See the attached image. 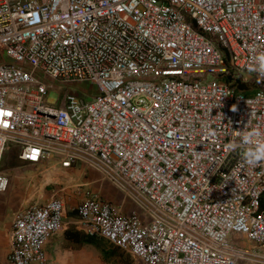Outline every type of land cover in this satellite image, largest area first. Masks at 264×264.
<instances>
[{"label":"built area","instance_id":"obj_1","mask_svg":"<svg viewBox=\"0 0 264 264\" xmlns=\"http://www.w3.org/2000/svg\"><path fill=\"white\" fill-rule=\"evenodd\" d=\"M2 53L0 162L85 163L141 209L88 191L78 230L141 264H264V162L244 159L264 142V0H0ZM67 212L58 193L18 211L10 263L51 264Z\"/></svg>","mask_w":264,"mask_h":264},{"label":"rangeland","instance_id":"obj_2","mask_svg":"<svg viewBox=\"0 0 264 264\" xmlns=\"http://www.w3.org/2000/svg\"><path fill=\"white\" fill-rule=\"evenodd\" d=\"M2 58L5 59L3 53L0 54V59ZM244 78L247 81H254L247 74L244 75ZM49 82L52 84V87L55 86L54 82L50 79ZM89 87L88 84L83 83L76 86L75 90L79 93L87 92ZM61 89L50 90L46 95V102L58 106L60 98L64 93ZM42 170L29 162L21 160L19 158V149L14 145H10L4 152L0 162V172L9 177L10 187L6 192H0V202L6 203L9 199H14L16 202L15 198H18L23 188H25L26 198L20 196L18 200H24V208L30 202L29 200L43 201L55 193L64 194L70 208H74L83 199L84 194L91 191L115 203L123 204L126 212L133 210L136 212L141 211L137 205L124 196L121 189L104 178L100 171L85 163L76 164L73 168L68 169L45 172ZM25 174L27 175L26 178L24 177ZM8 212H12V209H7L6 213ZM72 230L78 229L73 227L72 223L69 222L66 224L64 230L55 238V241H53L54 247L52 246V249H50L51 264H81L76 257L66 260L60 254L76 250L81 251L84 257H89L94 264H141L130 253L100 236H95V244L86 243L77 247L76 241L68 236V232ZM83 234L86 235L85 233ZM229 240L231 243L241 245L245 237L230 235Z\"/></svg>","mask_w":264,"mask_h":264},{"label":"crops","instance_id":"obj_3","mask_svg":"<svg viewBox=\"0 0 264 264\" xmlns=\"http://www.w3.org/2000/svg\"><path fill=\"white\" fill-rule=\"evenodd\" d=\"M36 168L43 169V167H40V166H36ZM42 171L45 172L46 170L43 169ZM24 177L26 178L27 175L25 174ZM20 196L23 198H26L25 188H23L22 192L20 193ZM20 196L18 198H15L16 202L14 201V199H9L8 202L6 203L0 202V264H11L9 261L10 233H11V229H12V225H13L16 213L20 211L22 208H24V200L21 199L20 201H18L20 199ZM29 201H33V200H29ZM9 208L12 209V212H8L9 213V216H8V213H6V210ZM76 217H77L76 211L74 210V208L72 207L70 208L69 202H68V212L65 218L66 224L71 222L73 227L77 229L76 224H75ZM55 238L53 239V241H55ZM53 241L48 246L49 254H50V249H52V246L54 244ZM74 249H79V248H74ZM60 254H62L63 259H66V260H70L72 259V257H76L81 262V264H94L93 261L89 257H84L83 253L79 250L66 251Z\"/></svg>","mask_w":264,"mask_h":264},{"label":"clouds","instance_id":"obj_4","mask_svg":"<svg viewBox=\"0 0 264 264\" xmlns=\"http://www.w3.org/2000/svg\"><path fill=\"white\" fill-rule=\"evenodd\" d=\"M258 67H254L252 70L259 73V76L264 79V55L257 58ZM259 82V81H258ZM235 111V107H233ZM258 135L256 133H244L241 137L244 145H251L253 143V136ZM244 159L249 165H256L264 162V142H256L255 148H249L244 153Z\"/></svg>","mask_w":264,"mask_h":264},{"label":"trees","instance_id":"obj_5","mask_svg":"<svg viewBox=\"0 0 264 264\" xmlns=\"http://www.w3.org/2000/svg\"><path fill=\"white\" fill-rule=\"evenodd\" d=\"M241 86H245V85L242 84ZM68 236L76 241L77 247H80L81 245L86 244V243H89V244H95L96 243L95 239H94L95 236H86L81 231H78V230L69 231Z\"/></svg>","mask_w":264,"mask_h":264}]
</instances>
